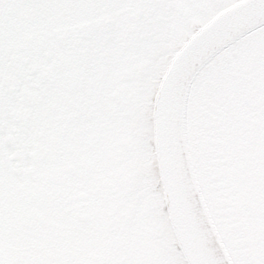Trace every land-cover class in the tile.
<instances>
[{
	"label": "flooded vegetation",
	"instance_id": "1",
	"mask_svg": "<svg viewBox=\"0 0 264 264\" xmlns=\"http://www.w3.org/2000/svg\"><path fill=\"white\" fill-rule=\"evenodd\" d=\"M240 1L0 0V264H187L161 179L156 96L186 42ZM256 61L264 27L206 64L183 116L236 264H264Z\"/></svg>",
	"mask_w": 264,
	"mask_h": 264
},
{
	"label": "water",
	"instance_id": "2",
	"mask_svg": "<svg viewBox=\"0 0 264 264\" xmlns=\"http://www.w3.org/2000/svg\"><path fill=\"white\" fill-rule=\"evenodd\" d=\"M264 26V0H245L214 19L174 62L158 94L156 132L166 200L179 246L188 264H234L201 196L186 152L184 97L198 70L218 51L250 31ZM180 148V152L172 149ZM185 187L188 197H179ZM193 207L195 210H193ZM191 209L199 219L184 220ZM195 222V223H193Z\"/></svg>",
	"mask_w": 264,
	"mask_h": 264
},
{
	"label": "bare ground",
	"instance_id": "3",
	"mask_svg": "<svg viewBox=\"0 0 264 264\" xmlns=\"http://www.w3.org/2000/svg\"><path fill=\"white\" fill-rule=\"evenodd\" d=\"M175 151L180 152V148L172 149V154H173V152H175ZM201 193H202V192H201ZM201 196H202L203 202H204V204H205V207H206L208 213L211 215V210H210V207H209V205H208V203H207V201H206V198H205L204 194L202 193ZM179 197H180V199L183 200V201H185V200L187 199V197H188V193H187V190H186L185 187H182V189H181V191H180V194H179ZM193 210H195L194 207H193ZM193 210L189 209L188 212H186V213L183 215V221H184L185 219L188 220V221H190L192 218H195V219H197V220L199 219V213L196 212V211H193ZM170 220H171V217H170ZM171 223H172V221H171ZM193 223H195V222H193ZM172 226H173V225H172ZM173 229H174V228H173Z\"/></svg>",
	"mask_w": 264,
	"mask_h": 264
},
{
	"label": "rangeland",
	"instance_id": "4",
	"mask_svg": "<svg viewBox=\"0 0 264 264\" xmlns=\"http://www.w3.org/2000/svg\"><path fill=\"white\" fill-rule=\"evenodd\" d=\"M249 54L252 55L253 53H249ZM254 64H255V75H257L259 72L264 71V66H261V64L259 62L256 61V62H254Z\"/></svg>",
	"mask_w": 264,
	"mask_h": 264
}]
</instances>
